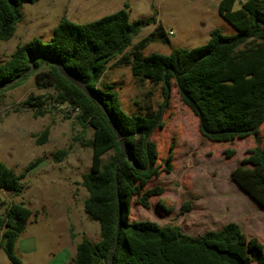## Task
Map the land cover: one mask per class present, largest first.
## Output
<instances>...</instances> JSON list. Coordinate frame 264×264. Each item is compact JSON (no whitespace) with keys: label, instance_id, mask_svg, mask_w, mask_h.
<instances>
[{"label":"trees","instance_id":"trees-1","mask_svg":"<svg viewBox=\"0 0 264 264\" xmlns=\"http://www.w3.org/2000/svg\"><path fill=\"white\" fill-rule=\"evenodd\" d=\"M35 1L0 0V41L14 35L23 18V3ZM128 7L124 3L123 8L86 23L62 18L49 42L33 37L0 62V97L34 74L38 89L51 88L56 103L77 109L81 124L93 128L91 139L82 142L91 146L92 158L81 184L88 192L84 212L99 222L100 238L83 237L65 264H264V247L233 221L191 235L178 226L170 233V228L152 220H128L129 195L137 192V182L145 185L159 172L151 135L161 125L172 83L198 118L206 139L255 137L258 163L237 165L230 176L264 209V140L257 135L264 124V0H220L218 13L236 29L235 34H224L215 27L204 44L174 48L168 54L144 55L150 42H166L168 37L153 16L131 21ZM155 23L149 34L134 42L145 26ZM54 60L84 81L96 99L62 76ZM110 66H129L140 80L160 85L163 100L159 107L154 108L146 95L139 112H126L111 84L101 80ZM45 99L44 94H30L23 103L35 107L34 115H38L43 113ZM48 134L46 127L38 142L45 143ZM120 138L125 144L123 155ZM66 154V149L56 151L55 161ZM24 176L0 161V189L4 192L20 195ZM162 192L159 185L145 188L137 194V202L148 208L149 198ZM33 213L38 211L12 201L0 217V246L11 264H23L14 249Z\"/></svg>","mask_w":264,"mask_h":264},{"label":"rangeland","instance_id":"rangeland-1","mask_svg":"<svg viewBox=\"0 0 264 264\" xmlns=\"http://www.w3.org/2000/svg\"><path fill=\"white\" fill-rule=\"evenodd\" d=\"M220 0H37L23 3V18L14 35L0 41V62L7 59L16 46L37 37L51 40L53 28L62 18L86 23L123 8L128 3L131 21L153 16L161 23L168 40L156 39L144 49L168 54L174 48H191L204 44L211 29L224 34L236 29L218 13ZM238 2L235 4V8ZM155 24L147 25L134 40L149 34ZM118 93L122 108L139 112L148 99L158 108L163 98L160 85H152L132 74L129 66H110L102 77ZM32 95L44 94L43 113L34 115V108L23 102ZM51 89H38L34 74L8 88L0 97V161L20 179L22 192L12 196L0 189V217L10 202L20 203L33 213L15 244V253L23 264H65L83 238L97 241L100 225L83 209L87 190L81 176L91 166L92 148L82 142L91 139L93 128L82 125L76 111L58 104ZM49 127L45 143L38 138ZM264 140V124L258 129ZM158 151V174L147 184L137 182V192L129 195L128 220H152L172 229L196 235L217 230L227 222L240 225L249 239L264 247V209H261L232 180L237 165L253 167L255 137L248 135L229 141H212L200 132L198 118L186 106L174 84H171L168 105L161 125L151 135ZM66 149L67 154L55 161L54 154ZM108 153L102 158H107ZM43 165L32 169L38 163ZM35 163V164H34ZM45 163V164H44ZM34 164V166H30ZM34 170V171H33ZM159 185L163 192L149 198V207L137 202L143 189ZM2 228H0V235ZM0 264H11L0 246Z\"/></svg>","mask_w":264,"mask_h":264},{"label":"water","instance_id":"water-1","mask_svg":"<svg viewBox=\"0 0 264 264\" xmlns=\"http://www.w3.org/2000/svg\"><path fill=\"white\" fill-rule=\"evenodd\" d=\"M52 63L57 67L59 73L64 76L67 80H69L71 83L77 85L85 94H87L89 97L96 99L95 95L88 89V87L86 86L85 82L82 81L80 78H78L74 73H72L70 70H68L66 67H64V65L56 60L52 61ZM100 103V102H99ZM100 105L102 106V108L106 111V109L104 108V106L100 103ZM120 148H121V155H123L124 150H125V144H124V140L122 138H120ZM127 158L129 159L130 157L127 156ZM45 164V163H44ZM43 162L38 163L37 165H35L32 169H37L38 167L42 166ZM34 171V170H33ZM111 256V254H110Z\"/></svg>","mask_w":264,"mask_h":264},{"label":"crops","instance_id":"crops-1","mask_svg":"<svg viewBox=\"0 0 264 264\" xmlns=\"http://www.w3.org/2000/svg\"><path fill=\"white\" fill-rule=\"evenodd\" d=\"M69 240H70V246H71V251H72V256H73V254H74V249H73V244H72V239H71V237H70V235H69Z\"/></svg>","mask_w":264,"mask_h":264},{"label":"built area","instance_id":"built-area-1","mask_svg":"<svg viewBox=\"0 0 264 264\" xmlns=\"http://www.w3.org/2000/svg\"><path fill=\"white\" fill-rule=\"evenodd\" d=\"M75 111H77V109H75Z\"/></svg>","mask_w":264,"mask_h":264}]
</instances>
